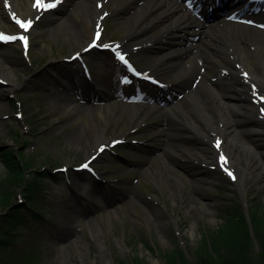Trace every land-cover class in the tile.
Returning <instances> with one entry per match:
<instances>
[{
    "label": "rangeland",
    "instance_id": "rangeland-1",
    "mask_svg": "<svg viewBox=\"0 0 264 264\" xmlns=\"http://www.w3.org/2000/svg\"><path fill=\"white\" fill-rule=\"evenodd\" d=\"M92 1L62 0L35 14L26 31L29 49L22 50L19 39L0 42V69L6 68L7 77L0 82V152L22 149L36 173L65 168L58 178L46 180L38 203L44 215L38 224L39 264H122L136 255L148 264H164L165 252L178 246L194 260L204 227L222 222L225 198L243 196L244 204L257 203L264 211V134L248 130L264 126V112L247 96L253 119L237 122L239 131L235 122L230 127L238 158L225 167L236 175L241 169L238 184L218 166L211 133L203 140L189 125L184 132L173 130L167 107L182 100L183 84L134 81L108 48L84 49L101 25L98 43L119 40L128 58L160 81L186 79L187 63L160 62L170 48L162 32L167 22L146 13L143 19L153 23L136 34L141 26L128 24V18L137 4L148 3L110 0L88 24L75 5ZM19 2V18L29 19L27 3ZM0 31L23 36L8 0H0ZM142 38L148 39L140 45ZM74 51H81L79 58L72 57ZM135 107L140 116L133 114ZM208 111L217 119L214 110ZM205 144L211 148L206 158L189 156ZM86 162L103 180L82 167ZM7 175L0 157V181ZM16 188L7 203L24 202Z\"/></svg>",
    "mask_w": 264,
    "mask_h": 264
},
{
    "label": "bare ground",
    "instance_id": "bare-ground-1",
    "mask_svg": "<svg viewBox=\"0 0 264 264\" xmlns=\"http://www.w3.org/2000/svg\"><path fill=\"white\" fill-rule=\"evenodd\" d=\"M109 1L95 0L89 6L78 2L75 5L76 12L82 10L84 22L92 24V16L96 20ZM145 1L148 4H137L135 11L128 18L130 20L128 24L141 26L136 28L134 33L142 32L144 26L153 23L143 19L146 13H151L161 22H167L162 32L169 37L170 48L166 56L160 57V62L167 61L176 67L187 63L184 74L189 76V80H179L182 76H177L173 81H164L165 84H183L184 87L182 100L172 101L167 107L173 130L184 132L182 127L189 125L197 135H202L203 140H206L207 135L211 133L213 141L220 142L217 151L225 156L227 161L225 166H231V163L238 158L235 152L238 151V145L230 127L235 122L234 129L239 131L237 122L246 124L253 119L250 116L248 107L250 102L247 101V96H255L264 108V11H262L264 8L260 6L255 9L258 15L250 11L240 18L239 14L231 16L228 21L216 19L210 22L195 9V7H200V11L206 9L205 5L199 4V0ZM8 2L14 15L19 18L22 12L19 0H8ZM25 2L30 17L42 11L36 7V0H25ZM43 2L51 3L54 0H43ZM255 15L262 20L253 18ZM250 21H254V24ZM190 38L195 40L191 41ZM145 39L148 38L141 40L145 41ZM5 71L6 68L0 69V78L4 82L7 81ZM210 109L217 114V119L209 113ZM132 112L135 116H140L141 109L135 107ZM220 122L224 123V128L220 127L218 124ZM199 123L202 126H199ZM248 130L255 134H264V126L261 124L251 126ZM210 149L206 144L201 145L189 156L194 159H204L206 153H211ZM245 161L249 163L247 159ZM219 163H221L220 159ZM242 175L241 169L237 175L235 173V181L238 184H242Z\"/></svg>",
    "mask_w": 264,
    "mask_h": 264
},
{
    "label": "trees",
    "instance_id": "trees-1",
    "mask_svg": "<svg viewBox=\"0 0 264 264\" xmlns=\"http://www.w3.org/2000/svg\"><path fill=\"white\" fill-rule=\"evenodd\" d=\"M1 159L8 175L0 181V203L5 211L0 214V264H39L41 215L38 203L43 197L46 173L30 170V161L22 151L9 147L1 151ZM22 190L24 203L10 206L15 188ZM250 224L260 250H254L247 219L239 201L230 199L220 212L222 222L217 227H204L190 260L185 251L176 247L165 252V264H264V211L255 203L248 209ZM122 264H148L139 255Z\"/></svg>",
    "mask_w": 264,
    "mask_h": 264
},
{
    "label": "snow or ice",
    "instance_id": "snow-or-ice-1",
    "mask_svg": "<svg viewBox=\"0 0 264 264\" xmlns=\"http://www.w3.org/2000/svg\"><path fill=\"white\" fill-rule=\"evenodd\" d=\"M62 0H54V2H51V3H44L43 0H36V7L41 9V10H50L52 8H55L59 5V3H61ZM9 5L7 3H5V7H8ZM105 15H107L105 13ZM17 23L19 24L20 28L27 31L30 27H31V24L32 22L31 21H28L27 23H24V22H21L19 20H17ZM100 38V33L99 31H97L96 33V40H99ZM16 39H19L21 40L24 45H25V48H27V37L25 36H19V37H15V36H5L3 35L2 33H0V42H9V41H13V40H16ZM96 44H95V41L93 42L92 45H90V47H95ZM104 47H108L107 45H104ZM116 56L119 60H121L122 62H124L125 64H127V60H125L124 56L120 55L119 52L116 53ZM129 69L131 71H134L133 69H131V66H129ZM262 112H264V108L261 109ZM118 143V141H117ZM216 147L219 149L220 147V142L217 141L216 143ZM103 150V149H101ZM220 161H221V167L224 168V170L227 172V174L232 177L233 179H235V177L233 176V174L227 170V168L225 167L227 161H226V158L223 154L220 155L219 157ZM82 167L84 168H87L88 165L85 164V165H82Z\"/></svg>",
    "mask_w": 264,
    "mask_h": 264
}]
</instances>
